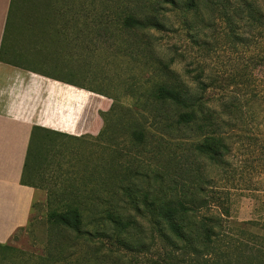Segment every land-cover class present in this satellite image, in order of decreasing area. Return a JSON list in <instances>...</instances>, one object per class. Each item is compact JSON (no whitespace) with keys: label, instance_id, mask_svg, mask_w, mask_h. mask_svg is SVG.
Here are the masks:
<instances>
[{"label":"trees","instance_id":"trees-1","mask_svg":"<svg viewBox=\"0 0 264 264\" xmlns=\"http://www.w3.org/2000/svg\"><path fill=\"white\" fill-rule=\"evenodd\" d=\"M78 1L77 16L88 7H84L87 0ZM108 2L100 9H89L94 21L99 20L92 25L99 33L108 32L110 39L122 37L116 57L138 67L143 79L133 91H141L144 101L134 103L136 122L126 129L135 158H127V151L121 161L115 153L118 161L111 171H118L113 174L119 178L111 184L101 179L100 188L89 190L107 194H65L61 197L62 211L54 210L48 216L51 224L65 238L72 237L74 248L81 243L88 244L86 247L92 244L96 257L91 264H264V249L247 247L246 254L243 244L234 243L219 231L221 218L210 213L215 198L204 190L201 167L203 161L221 163L229 151L219 134L221 114L208 94L214 97L221 86L235 94L228 90L231 83L247 81L254 71H264V0ZM175 23L204 54L227 44L233 52L247 54L248 61L225 74H213L212 68L201 66L179 74L172 68L170 53L160 49L154 36L170 33L169 27ZM62 81L84 88L78 82ZM84 89L113 98L102 88ZM109 114L101 113L103 128L93 138L107 132ZM40 133L77 138L33 127L26 161ZM24 170L21 184L27 185ZM63 238L53 247L60 259L66 253ZM0 247L6 249L7 244Z\"/></svg>","mask_w":264,"mask_h":264},{"label":"rangeland","instance_id":"rangeland-1","mask_svg":"<svg viewBox=\"0 0 264 264\" xmlns=\"http://www.w3.org/2000/svg\"><path fill=\"white\" fill-rule=\"evenodd\" d=\"M108 1L87 0L84 7H88L77 16L75 12L79 1L61 0L64 6H69L71 16L76 15V25H71L69 35L61 34L62 41L55 39L54 42H47V45L54 44L53 48L42 51V55L47 56V52L52 55L53 66L66 68V73L52 75L68 79L72 77V80L82 85L102 88V91L113 97H105L110 111L106 119L107 132L98 139L93 136L67 139L40 133L26 161L23 175L24 183L36 189L29 217L31 220L27 226L14 231L5 243L6 249L0 247V264L94 262L96 254H93V245L86 247L88 244L81 243L74 248L71 246L72 237L65 238L51 224L48 216L54 210L62 211L61 197L65 194L70 195L73 191L86 195L92 187L100 188L101 179L109 184L115 182L119 178V175L113 174L118 171H111L118 161L115 153L121 161V155H126L127 151L130 152L127 158H135L136 150L130 149L126 129L136 122L134 103L144 101L141 91H133L141 86L143 79L138 67L116 57L123 45L122 37L115 35L117 39H110L108 32L99 33L100 30L98 32L92 25L94 18L89 9H100ZM113 2L115 4L118 0ZM66 16L68 13L62 18ZM84 16L87 20L85 28L81 21ZM62 18L58 21L62 22ZM103 21L107 19L103 18ZM64 28L60 30L64 31ZM111 30H115V27ZM169 30L170 33H157L154 36L160 49L165 54L170 53V58L174 60L172 68H176L179 74L184 75L187 68L190 70L200 66L212 68L213 74L224 73L236 64L248 61L247 54L233 52L227 44H219L210 53L204 54L190 42L177 23ZM228 90L235 94L228 93L221 86L215 90L214 97L208 94V99L215 103L221 114L219 134L229 151L221 163L215 165L203 161L201 167L205 175L204 190L215 198L210 213L221 218L219 231L234 243L243 244V251L247 254V247L264 249V71H254L247 81L239 80L235 85L231 83ZM247 91L249 95H245ZM228 105L231 106L230 110ZM180 143L173 144L180 146ZM101 168L105 170L104 173ZM90 194L104 196L107 193L101 191ZM61 237H64L66 244L63 259L53 249Z\"/></svg>","mask_w":264,"mask_h":264},{"label":"crops","instance_id":"crops-1","mask_svg":"<svg viewBox=\"0 0 264 264\" xmlns=\"http://www.w3.org/2000/svg\"><path fill=\"white\" fill-rule=\"evenodd\" d=\"M68 9L58 0H0V245L30 220L36 189L21 179L32 128L95 137L108 111L105 97L84 89L93 86L63 82L52 74L66 68L42 55L76 25Z\"/></svg>","mask_w":264,"mask_h":264}]
</instances>
